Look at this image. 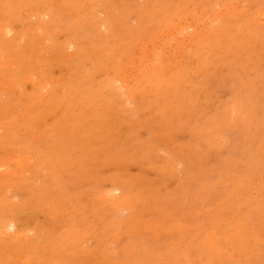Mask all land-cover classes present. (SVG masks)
Listing matches in <instances>:
<instances>
[{
  "label": "rangeland",
  "instance_id": "obj_1",
  "mask_svg": "<svg viewBox=\"0 0 264 264\" xmlns=\"http://www.w3.org/2000/svg\"><path fill=\"white\" fill-rule=\"evenodd\" d=\"M263 13L0 0V264H264Z\"/></svg>",
  "mask_w": 264,
  "mask_h": 264
},
{
  "label": "bare ground",
  "instance_id": "obj_2",
  "mask_svg": "<svg viewBox=\"0 0 264 264\" xmlns=\"http://www.w3.org/2000/svg\"><path fill=\"white\" fill-rule=\"evenodd\" d=\"M244 1H245V0H244ZM46 3H47V2H46ZM235 4H236V3H235ZM241 4H242V3H241ZM236 5H237V4H236ZM228 6H230V5H228ZM251 6L253 7V5H251ZM128 7H129V6H128ZM151 7H152V6H151ZM225 7H226V6H225ZM231 7H232V6H231ZM121 8H122V7H121ZM195 8H196V7H195ZM128 10H129V9H128ZM39 11H40V10H39ZM97 11H98V10H97ZM226 11H227V10H226ZM243 11H244V10H243ZM36 12H37V11H36ZM140 12H141V11H140ZM241 12H242V11H241ZM39 13H40V12H39ZM163 13H164V12H163ZM207 13H208V12H207ZM257 13H258V12H257ZM149 14H150V13H149ZM263 14H264V13H263ZM207 16H208V15H207ZM191 17H192V16H191ZM243 17H244V16H243ZM261 17H262V16H261ZM186 18H187V17H186ZM189 19H190V18H189ZM219 19H220V18H219ZM198 20H199V19H198ZM262 20H263V19H262ZM186 21H187V19H186ZM257 21H258V20H257ZM260 22H261V21H260ZM172 23H173V22H172ZM212 23H213V22H212ZM218 23H219V22H218ZM168 24H169V23H168ZM184 24H185V23H184ZM194 24H196V23H194ZM209 24H210V23H209ZM95 25H96V24H95ZM222 25H223V24H222ZM91 26H92V25H91ZM171 26H172V25H171ZM178 26H179V25H177V27H178ZM193 26H196V27H197V25H193ZM3 27H4V26H3ZM93 27H94V26H93ZM175 27H176V26H175ZM179 27H180V26H179ZM184 27H185V26H184ZM25 28H26V27H25ZM95 28H96V27H95ZM173 28H174V27H173ZM185 28H186V27H185ZM189 28H191V27H189ZM189 28H188V29H189ZM197 28H198V27H197ZM205 28H206V27H205ZM205 28H204V29H205ZM5 29H6V28H5ZM9 29H11V28H8V30H9ZM168 29H170V28L168 27ZM177 29H178V28H177ZM0 30H3V29L0 27ZM28 30H29V29H28ZM28 30H27V31H28ZM35 30H36V28H35ZM159 30H160V29H159ZM163 30H164V29H163ZM166 30H167V29H166ZM97 31H98V30H97ZM183 31H184V30H183ZM191 31H193L192 28H191ZM101 32H102V31H101ZM184 32H185V31H184ZM0 33H1V32H0ZM167 33H168V32H167ZM171 33H172V32H171ZM171 33H170V34H171ZM188 33H189V32H188ZM193 33H194V32H193ZM203 33H204V32H203ZM13 34H14V33H13ZM162 34H163V33H162ZM165 34H166V33H165ZM191 34H192V32H191ZM163 35H164V34H163ZM192 35H194V34H192ZM7 36H8V35H7ZM17 37H19V36H17ZM156 37H157V35L155 36V38H156ZM191 37H192V36H191ZM45 38H46V37H45ZM158 38H160V36H159ZM179 38H180V37H179ZM188 38H190V37H188ZM19 39H20V38H19ZM156 39H157V38H156ZM191 39H192V38H191ZM44 40H46V39H44ZM180 40H182V39H180ZM189 40H190V39H189ZM20 41H21V40H20ZM159 41H160V40H159ZM159 41H158V42H159ZM15 42H16V41H15ZM155 42H157V41H155ZM21 43H23V42H21ZM21 43H20V44H21ZM152 44H153V43H152ZM159 44L161 45V43H159ZM167 44H168V43H167ZM44 45H45V44H44ZM70 45H71V44H70ZM154 45H155V44H154ZM40 46H41V45H40ZM47 46H48V45H47ZM116 46H117V45H116ZM137 46H138V45H137ZM162 46H163V45H162ZM162 46H161V47H162ZM16 47H18V46H16ZM16 47H14V48H16ZM138 47H139V46H138ZM155 47H156V46H155ZM159 47H160V46H159ZM14 48H13V49H14ZM36 48H37V47H36ZM46 48H47V47H46ZM16 49H18V48H16ZM104 49H105V48H104ZM162 49H163V47H162ZM18 50H19V49H18ZM71 50H72V49H71ZM157 50H158V49H157ZM159 50H161V49H159ZM34 51H35V50H34ZM42 51H43V50H42ZM54 51H55V50H54ZM17 52H18V51H17ZM17 52H16V53H17ZM28 52H29V51H28ZM35 52H36V51H35ZM137 52H138V51H137ZM153 52H154V51H153ZM163 52H164V51H163ZM169 52H170V51H169ZM201 52H202V51H201ZM36 53H37V52H36ZM40 53H42V52H40ZM69 53H70V52H69ZM57 54H58V53H57ZM71 54H72V53H71ZM112 54H113V53H112ZM148 54H149V53H148ZM23 55H26V54L23 53ZM61 55H62V54H61ZM61 55H60V56H61ZM152 55H153V54H152ZM20 56H22V55L20 54ZM144 56H145V55H144ZM56 57H57V56H56ZM61 57H62V56H61ZM163 57H164V56H163ZM164 59H165V58H164ZM133 60H135V59H133ZM166 60H167V59H166ZM141 61H142V60H141ZM163 61H164V60H163ZM163 61H162V62H163ZM31 62H32V61H31ZM183 62H184V61H183ZM32 63H33V62H32ZM153 63H154V62H153ZM171 63H172V62H171ZM175 63H176V61H175ZM34 64H36V63H34ZM134 64H135V63H134ZM162 64H163V63H162ZM11 65H12V64H10V67H11ZM166 65H168V64H166ZM172 65H173V63H172ZM6 66H7V64H6ZM148 66H149V65H148ZM160 66H161V65H160ZM126 67H127V66H126ZM7 68H9V66H8ZM20 68H21V67H20ZM37 68H38V67H37ZM37 68H36V69H37ZM10 69H11V68H10ZM27 69H28V68H27ZM124 70H125V69H124ZM127 70H129V69H126V71H127ZM169 70H170V69H169ZM122 72H124V71H122ZM129 72H130V71H129ZM135 73H136V72H135ZM131 74H132V73H131ZM136 74H137V73H136ZM128 75H129V74H128ZM63 77H64V76H63ZM5 78H7V77H5ZM35 79H36V78H35ZM1 81H2V80H1ZM42 82H43V81H42ZM3 83H4V81H3ZM48 83H49V81H48ZM41 84H42V83H41ZM1 85H2V83H1ZM112 85H113V84H112ZM42 86H43V85H42ZM7 87H8V86H7ZM9 87H10V86H9ZM35 87H36V86H35ZM14 89H15V88H14ZM9 90H10V89H9ZM16 90H17V89H16ZM11 91H12V89H11ZM3 97H4V96H3ZM215 141H216V140H215ZM10 151L12 152V150H10ZM5 152H6V151H5ZM0 154H1V153H0ZM27 156H28V155H27ZM27 156H25V157H27ZM25 157H24V159H25ZM161 157H162V156H161ZM6 159H7V158H6ZM159 159H160V158H159ZM22 160H23V159H22ZM20 161H21V160H20ZM0 162H1V161H0ZM19 163H20V162H18V164H19ZM22 163H23V162H22ZM0 165H1V164H0ZM19 165H20V164H19ZM26 168H27V167H26ZM25 171H26V170H25ZM7 172H8V171H7ZM6 177H7V175H6ZM4 178H5V177L3 176V179H4ZM6 180H8V179H6ZM1 182H2V180H1ZM4 183H5V182H4ZM4 187H6V186H4ZM13 187H14V186H13ZM22 187H23V186H22ZM2 188H3V187H2ZM4 189H5V188H4ZM105 194H107V193H105ZM9 195H10V193H9ZM1 200H2V196H1ZM1 202H3V201H1ZM4 202H5V201H4ZM8 202H9V201H8ZM16 203H17V202H16ZM2 204H3V203H2ZM8 204H9V203H8ZM8 204H7V205H8ZM11 205H12V204H11ZM8 217H9V216H8ZM7 223H8V222H7ZM6 227H8V229H10V228L14 227V225H13L12 223H9L8 226H6ZM0 232H1V231H0ZM7 235H8V234H7ZM26 243H27V242H26ZM26 243H25V244H26ZM26 245H28V244H26Z\"/></svg>",
  "mask_w": 264,
  "mask_h": 264
}]
</instances>
